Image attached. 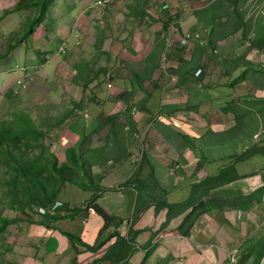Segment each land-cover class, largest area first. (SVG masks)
<instances>
[{
  "label": "crops",
  "instance_id": "1",
  "mask_svg": "<svg viewBox=\"0 0 264 264\" xmlns=\"http://www.w3.org/2000/svg\"><path fill=\"white\" fill-rule=\"evenodd\" d=\"M20 1L0 0V119L67 105L44 141L67 171L51 193L63 207L3 210L24 262L264 264V47L232 38L222 0H54L53 22L8 52L36 12H14ZM174 21L187 45L168 48L163 70ZM188 202L208 207L184 235L193 207L166 216ZM94 205L114 218L103 230Z\"/></svg>",
  "mask_w": 264,
  "mask_h": 264
},
{
  "label": "rangeland",
  "instance_id": "2",
  "mask_svg": "<svg viewBox=\"0 0 264 264\" xmlns=\"http://www.w3.org/2000/svg\"><path fill=\"white\" fill-rule=\"evenodd\" d=\"M217 5L223 9L220 17L228 18L227 31L234 32L232 38L242 37V41L251 38L253 43L264 47V0H222ZM214 17L207 16L208 21L213 18L210 23L217 25ZM66 107L48 102L28 108L13 107L0 119V131L8 139L13 138L10 144L0 143V226L7 207L25 212L34 206L50 208L51 193L58 184L47 177L51 161L44 137L65 114ZM42 187L47 191V202L42 200ZM28 197L33 201H27ZM16 222L0 232V264H26L12 244V237L17 234Z\"/></svg>",
  "mask_w": 264,
  "mask_h": 264
},
{
  "label": "trees",
  "instance_id": "3",
  "mask_svg": "<svg viewBox=\"0 0 264 264\" xmlns=\"http://www.w3.org/2000/svg\"><path fill=\"white\" fill-rule=\"evenodd\" d=\"M53 3H54V0H22L19 2L17 7L13 10L14 12L20 11L23 9H28V10L36 9V12L30 16L27 23L23 27V31L20 32L19 34H15L12 36L11 45H9V47H8V52L13 50L20 43H23L24 41H27L30 37L34 36L38 27L41 24L45 23L46 20H49L50 23L53 22L51 17H50V14H49L50 7L53 5ZM2 18L3 17H1L0 19H2ZM115 119H117V117H112L111 122H114ZM45 137H46V135H45ZM12 142H13V138L8 139L5 132L0 131V143L10 144ZM71 159L73 161H76V162L82 161L81 168H82L83 172H85L84 175L89 180V177L91 178L90 167L87 169L85 167V164H84L82 158L77 159L76 156H74L73 154L71 155ZM49 166H50L49 169L52 170L53 172L52 173L50 172V174H48V176H47L48 180H50L52 182H56L57 184L59 181H61V182L67 181V178H66L67 171H66V169H64L62 167L59 168L57 161L53 160L49 164ZM41 197H42V200L47 202V191L44 187L41 188ZM27 201L32 202L33 199H31V197H28ZM32 204H34V203H32ZM181 206L182 207L177 206L174 208H170L167 211L166 219H168L172 215V212L174 210H184L185 211V210H188L190 207H193L192 212H190L186 216L182 225L179 226V228H178V231L183 232L184 235H189L190 231H192V229L194 228L196 221L198 220V218L203 213H205L206 207H208V206L205 203H201L200 205L197 206L193 202H188V203L181 205ZM92 208L100 216V218L103 221L102 230L104 228H107L114 221V218L111 217L107 212H105L100 206L94 205ZM13 222H16V220H10V219L1 220L0 232L4 229V227H6L8 224L13 223ZM70 237H71V239H74V237H72V236H70ZM150 252H151V250H149L147 252L146 257L149 255Z\"/></svg>",
  "mask_w": 264,
  "mask_h": 264
},
{
  "label": "built area",
  "instance_id": "4",
  "mask_svg": "<svg viewBox=\"0 0 264 264\" xmlns=\"http://www.w3.org/2000/svg\"><path fill=\"white\" fill-rule=\"evenodd\" d=\"M113 1L115 0H100L97 2V5L105 8L108 5H110ZM179 36V31H178V26L177 23L174 21L169 25V31H168V35L165 37L164 39V52H163V63H162V68L163 70H167V68L172 67V64L169 63L168 58H167V50L169 47L173 46L174 44H178L179 46H186L187 45V40L183 39ZM66 48L65 46H63L61 48L62 52H65ZM170 64V65H169ZM176 77L175 76H171V80H175ZM17 83L19 85H22V87H27L28 84L24 81V80H18ZM111 84H109L110 86ZM63 207L62 203H55L53 206H51L50 208L46 209V208H39L37 209L38 213L41 215H47V214H54L56 213L57 209ZM131 226H132V221L128 220L126 222H124L120 228L118 229V235L120 238L126 239V240H130L131 235H130V231H131ZM235 259L232 257L231 261H234Z\"/></svg>",
  "mask_w": 264,
  "mask_h": 264
}]
</instances>
